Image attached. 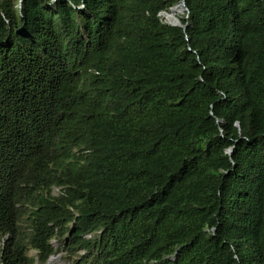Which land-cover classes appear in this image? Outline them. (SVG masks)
<instances>
[{"label": "trees", "instance_id": "1", "mask_svg": "<svg viewBox=\"0 0 264 264\" xmlns=\"http://www.w3.org/2000/svg\"><path fill=\"white\" fill-rule=\"evenodd\" d=\"M181 1L0 0V264H264V0Z\"/></svg>", "mask_w": 264, "mask_h": 264}, {"label": "rangeland", "instance_id": "2", "mask_svg": "<svg viewBox=\"0 0 264 264\" xmlns=\"http://www.w3.org/2000/svg\"><path fill=\"white\" fill-rule=\"evenodd\" d=\"M181 3L182 2L178 3L177 5H181ZM182 9L183 10L179 11L181 13L180 16H184V14L186 13V10H184V7H182ZM164 12L165 11H162L160 13V16L164 22L168 23L170 21V19H172V18H169V15H166V18H165ZM186 17H188V15ZM56 193H58V188L55 190V194ZM51 243L55 248H57L59 246V242L57 239H53L51 241ZM61 251H62L61 254H60V252H55L54 254L50 255L48 257V259L46 260L47 264H70L71 261L69 259H67L68 255H69L68 251L65 250L64 248ZM35 253L36 252L33 250V251H31L30 255H35ZM85 253H86L85 250H79V253L77 255H75L74 258L78 259L80 257V255H83Z\"/></svg>", "mask_w": 264, "mask_h": 264}, {"label": "clouds", "instance_id": "3", "mask_svg": "<svg viewBox=\"0 0 264 264\" xmlns=\"http://www.w3.org/2000/svg\"><path fill=\"white\" fill-rule=\"evenodd\" d=\"M53 1H54V0H53ZM81 7L83 8L84 6H81ZM57 188H58V193L62 190V187H61V186H54V187H53V190H54L53 192H54V194H55V190H56ZM58 193H56V194H58ZM84 236H85L86 238H90V237H91V234H85ZM53 239H56V238H53ZM53 239H52V240H53ZM52 240H51V241H52ZM58 242H59V241H58ZM60 246H61V245H60V243H59V246H58L57 248H55V247H54V248L56 249L55 252H60V254H61V252H62L61 250H63V247H62L60 250H57ZM33 250L36 252L35 255H30L31 251H33ZM55 252H53L52 254H54ZM52 254H51V255H52ZM28 255H29L30 257H34V259H35L34 264H47L46 260H47L48 258H47L45 261H41V260L39 259L38 255H37V250H35V249H31ZM49 256H50V255H49ZM49 256H48V257H49Z\"/></svg>", "mask_w": 264, "mask_h": 264}, {"label": "water", "instance_id": "4", "mask_svg": "<svg viewBox=\"0 0 264 264\" xmlns=\"http://www.w3.org/2000/svg\"><path fill=\"white\" fill-rule=\"evenodd\" d=\"M181 2H182L181 5H176V6H182V7H184V10H186V12H188L189 9H188V7H187V5H186V3H185V0H182ZM176 6H174V7H176ZM174 7H171V9L174 8ZM168 23H169V22H168ZM169 24H171V25H176V26H182V27H184V28H186V26H187V24H183L180 20H178L177 23H169ZM237 125H239V122H237ZM233 149H234V147H230V148L227 150V152H228L229 154H232Z\"/></svg>", "mask_w": 264, "mask_h": 264}, {"label": "bare ground", "instance_id": "5", "mask_svg": "<svg viewBox=\"0 0 264 264\" xmlns=\"http://www.w3.org/2000/svg\"><path fill=\"white\" fill-rule=\"evenodd\" d=\"M167 15H169V18H172L170 19L169 23H177V21L179 20V18L174 14H167Z\"/></svg>", "mask_w": 264, "mask_h": 264}]
</instances>
